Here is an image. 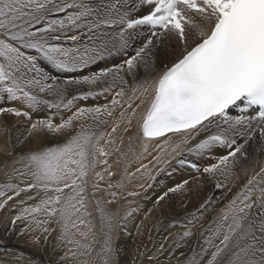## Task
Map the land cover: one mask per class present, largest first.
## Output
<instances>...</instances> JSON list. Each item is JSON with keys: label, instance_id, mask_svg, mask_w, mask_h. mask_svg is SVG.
<instances>
[{"label": "snow or ice", "instance_id": "6c2138e0", "mask_svg": "<svg viewBox=\"0 0 264 264\" xmlns=\"http://www.w3.org/2000/svg\"><path fill=\"white\" fill-rule=\"evenodd\" d=\"M161 49L167 56L162 64ZM114 55L123 56L119 64L99 67ZM52 69L75 75L61 80ZM129 75L135 82L131 95L125 90ZM85 86L89 91H83ZM114 89L111 106H76L73 111L78 100ZM135 100L139 103L133 106ZM13 102L28 110L6 106ZM117 106L124 109L120 119L110 132L100 131ZM61 109L71 115L64 117ZM45 110L51 114L32 119L33 113ZM0 115L29 122L15 144L9 140L0 146V154L12 158L11 170L3 171L0 182V212L19 209L11 216L13 230L23 225L18 235H30L33 243L43 236L47 242L58 230L61 246H71L65 257L91 256L96 234L85 219L90 215L89 175L98 178L93 196L105 176L112 189L122 188L124 178L135 175L125 170L120 181L111 183L114 174L107 157L113 152L127 155L121 152L123 138L114 135L122 131L128 134L129 151L133 140L141 155L149 145L157 149L152 156L153 167L159 166L155 175L147 164L136 169L149 174L153 183L148 188L159 174L170 175L177 166L191 170L189 179L156 196V207L190 184L198 190L214 181L212 187L221 190L234 183L207 229L204 214L213 196L173 221L178 228L175 247L161 244L147 257L149 264H173L176 249L197 230L203 243L184 264H264V0H0ZM0 134H10L2 122ZM41 134L50 138L51 146L23 151L26 142H39ZM17 146L22 150L18 155ZM221 149L226 152L217 155ZM190 157L215 162L201 166ZM101 164L107 166L103 174L95 171ZM238 166L243 183H236ZM7 167L5 160L0 171ZM97 209L101 228L107 229L99 256L102 264H113L110 233L119 220L99 201ZM136 211L132 208L125 218ZM153 211L148 209L145 218Z\"/></svg>", "mask_w": 264, "mask_h": 264}, {"label": "bare ground", "instance_id": "6f19581e", "mask_svg": "<svg viewBox=\"0 0 264 264\" xmlns=\"http://www.w3.org/2000/svg\"><path fill=\"white\" fill-rule=\"evenodd\" d=\"M158 55H159V62L161 64L165 62L167 56L163 49H161ZM122 59L123 56H119V55L111 56L107 58L106 61L101 62L99 64V67L100 68L109 67L113 63L119 64L122 61ZM49 67L50 66L45 65L46 70H49ZM95 68L96 66L94 65L92 66L91 69H89V71L95 70ZM51 74L56 75L61 80H64L66 77L75 75L71 73L68 74L60 73L54 69L51 70ZM84 74L87 75L88 72H85ZM139 74H140V79L142 80L144 77L143 68L139 70ZM108 79L111 80V77H109ZM126 79L128 83L125 86V90L129 93V95H131L130 89L135 86V82L133 80V77L130 75L126 76ZM104 86H105L104 84H101L100 87L103 88ZM92 90L99 91V89L96 88H93ZM83 91H89V88L85 86L83 88ZM115 91H118V89H114L111 92V95L107 93L105 95L91 97L86 101L78 100L76 102V105L73 107V111L75 110L76 106L91 107V106H101L106 103L109 104V106H111L110 99L111 96L115 94ZM70 94H74V93H72L70 90ZM39 95L43 96L44 94H39ZM136 103H139V100L133 101V106H135ZM126 104L127 101H125V107ZM6 106L20 107L21 110H28L18 102H13L11 105H6ZM123 110L124 109H120L119 106H117V111L115 112L114 117L112 118L105 117V119H109V124L106 126L101 125L99 130L105 133L110 132L112 125L120 119V111ZM61 113L63 114L64 117L71 115V112L64 109H61ZM33 114L34 116L32 115V119L35 120L38 116L43 117L51 113L45 110ZM59 119H60V115H57L56 121L58 122ZM0 122H2L10 130L9 135L0 134V146H4L9 140H11L13 144H15L16 138L19 137L27 127H29V122L27 118L15 117L12 115H7V116L0 115ZM79 123H83V122L82 121L77 122V124ZM88 123L91 124L92 122L89 121ZM135 125H136V120L134 119L133 128H135ZM114 135L123 138V145L121 147V152L126 153L127 155L121 156L120 153L113 152L112 155L107 157L108 163L109 165H111L110 170L114 174L113 177L111 178V183L115 185L118 181H120L122 176H124L125 170H127V172L129 173H134L135 175L124 178L123 187L118 190H111L107 188V183L109 182V178L105 176V180L99 181L100 191H96V193L99 192L103 193L102 200L105 203H107V201H112L111 203H107L108 204L107 206H111V205L115 206V210H116L115 217L116 219L119 220V226L114 228L112 235L113 238H111L114 249L113 264H114L115 255L119 256L121 260V264H149V260L147 257L155 254L156 249H158L157 247H154V243L152 244L150 243V238L154 237V233L150 232L151 233L150 237L148 234V231L151 230L153 222L157 223L160 218L163 219V217L168 216L163 221H160L161 222L160 228L162 230L161 232L158 230L160 233L157 235V237L162 239V240L159 239L161 242L158 239L155 240H158L159 248L161 244H163L165 248H169L170 246L174 247L175 235L178 231V228L173 227V221H176L178 218H182L185 215L186 211H192L195 208H197L199 204L202 203L207 196H213L212 205L209 207L208 211L204 214V216L206 217V220L204 221L205 229H207L211 225L212 220L217 217L219 209L223 208L224 205L227 203L225 194L227 193L228 188L234 187V183L228 182L226 187L221 190H216L212 187L214 181L212 182V184L203 185L198 190L195 189L192 184H190L188 186V189H186L183 193L174 194L171 197V199H166L161 206L156 207L154 205V200L156 196L159 193H161L163 190H166L168 186H172L175 183L181 181L182 179H189L191 175V170L188 169L187 167H185L184 169H180L179 166H177V170L175 172H171V169H169V171L171 172L170 175L168 173L159 174L154 182V186L152 188H148V185L150 183H153V181L149 179V174L146 172L143 174L137 173L136 169L139 168L141 164H147L151 169V174L152 175L156 174V168L159 166L157 165L153 167L155 162L152 161V156L156 155L157 152L155 145H149L148 151L141 155L140 154L141 149L139 143L135 140L131 142L132 150L129 151L130 142H129L128 134L123 133L122 131H118V133ZM49 139L50 138H47L44 134H41V139L39 140V142L36 141L26 142L24 144L23 151L37 149L43 145L51 146V144L49 143ZM55 142L56 141H53L52 143ZM161 143L163 142L161 141ZM105 148L107 151H112L110 146H105ZM20 151L22 150L20 149L19 146H17L16 154ZM224 152L226 151L224 149H221L219 150L217 155L222 154ZM5 160L7 161L8 167L0 171V175L3 174V171L10 170L12 167V158L11 157L6 158L4 155L0 154V164H2ZM150 161H152V163H150ZM201 162L214 163L215 159L212 158L210 159V161L202 160ZM16 166L19 167V165ZM245 166L247 165L245 164ZM106 167H107L106 165H102V164L98 165L95 171H99L103 174V170ZM242 173L243 171L238 166L236 183L244 182V177L241 176ZM91 177H93L92 178L93 183L98 181V178L95 177L93 174H91ZM222 179L223 178L221 177V180ZM88 180H89L88 194L89 196H91L94 190L92 188V184L89 178ZM105 182H107L106 185ZM141 185H143V187H141ZM65 191L67 192V190ZM112 192L116 193L115 197H112L111 195ZM130 192H137L139 193V195L130 196L129 195ZM92 201L93 199L86 202V204L89 206L90 205L93 206L95 203ZM223 202L225 204H223ZM132 208H136L137 211L134 212L132 216L125 218V214L129 212ZM150 208L154 209V211L152 212V214L148 215L147 218H145L147 214V210ZM142 209L144 210V214H142L143 213L141 211ZM18 210L19 209L17 208L15 211ZM92 210L93 209H91L90 211ZM15 211L9 212L8 210H5L4 212H0V247H2L0 248V262H3V264H30V260L34 259L35 261L34 260L33 261L37 264H39L42 260L44 261L48 260L54 264H77L74 262L75 257L74 258L70 256L65 257V251L63 252V255L59 256V258L56 255L59 253L58 252L54 253L58 251L57 246H61V245L56 240L55 241L53 240L51 244L50 239L53 238V233L48 237L47 242H45L43 236H41L38 243H33L30 235H25V236L18 235L17 233L19 232L20 227H22L23 225L18 224L15 230H13L11 225V216L15 214ZM93 212H94L93 214H95L96 211L93 210ZM141 221H143V224H141ZM137 225H141L139 231L137 229ZM205 234L207 235V232ZM202 243H203V238L200 236V230H197L196 235L188 238L185 242H181V247H179L175 251V257L178 256L179 253L189 251L191 248H195L197 251H199ZM214 243H218V241H214ZM152 247L154 249H151ZM9 250L11 252H7ZM18 254H21L25 260H21V261L15 260L14 256L16 255L18 256ZM166 259H167V255L164 256V260ZM161 260H163V257Z\"/></svg>", "mask_w": 264, "mask_h": 264}, {"label": "rangeland", "instance_id": "374dc122", "mask_svg": "<svg viewBox=\"0 0 264 264\" xmlns=\"http://www.w3.org/2000/svg\"><path fill=\"white\" fill-rule=\"evenodd\" d=\"M109 95H111V92L110 93H108ZM33 116H34V114H32ZM18 128V127H17ZM43 147H45L44 145L43 146H41L40 148H43ZM38 149V148H37ZM33 150H36V149H33ZM26 151H28V150H26ZM21 152V151H20ZM20 152H18L17 153V155L20 153ZM190 159H197V160H199V158H196V157H190ZM205 161H208V160H205ZM210 161V160H209ZM201 164V166H203L204 164H202V163H200ZM11 170V169H10ZM10 170H7V171H10ZM241 176L242 177H244V174L242 173L241 174ZM4 177H3V174L2 175H0V182L2 181V180H4L3 179ZM92 178L93 177H91V174L89 175V179H90V181H91V184H93V181H92ZM89 181V180H88ZM3 182V181H2ZM106 183L107 182H105V185H106ZM88 187H89V185H88ZM118 189H121V188H116V187H114V188H112L111 190H118ZM91 190H92V188H91ZM88 188H87V200H86V202H88L89 200H92L93 199V201L92 202H94L95 204L93 205V206H89V205H87V212L88 213H90V215H88V216H86L85 217V219L86 220H91V222H92V226H93V231L95 232V242H93L92 243V254H91V256H77V257H75L74 259V262L75 263H77V264H102V261H101V259H100V256H99V254H100V251H101V246H102V244H103V241H104V239H105V232L107 231V229L105 228V229H103L102 230V228H101V219H100V212H99V210L97 209V201H99V206L101 207V208H103L104 209V211H106L108 214H110V215H112L114 218H116L115 217V214H116V210H115V206L114 205H111V206H107L108 204L107 203H105L103 200H102V194L103 193H96L95 192V196H93L92 194H91V196H89V194H88ZM113 197V196H112ZM98 198V199H97ZM28 204H32L33 203V201H28L27 202ZM223 204H225L224 202H223ZM24 206H27V205H24ZM107 206V207H106ZM114 206V207H113ZM91 207V208H90ZM91 209H93L94 211H96L95 212V214H93L94 212H93V210L92 211H90ZM142 212V214H144V210L142 209L141 210ZM97 214V215H96ZM143 216V215H142ZM142 216H141V218H142ZM168 216H165V217H163V219L162 218H160L159 220H158V222L156 223V222H153V224H152V227H151V230H149L148 231V234H149V237H150V235H151V233H154V239L153 238H150V243L152 244V243H154V247H157L158 249H159V242H158V240L159 239H161V238H158L157 237V235L161 232V228H160V221H163L164 219H166ZM170 217V216H169ZM96 220V221H95ZM159 225V226H158ZM155 226H156V228H155ZM81 230H85L86 231V229H84L83 228V226H81ZM113 230H114V228H113ZM113 230L111 231V233H110V237L111 238H113L112 237V235H113ZM160 232H159V231ZM158 231V232H157ZM151 232V233H150ZM169 232V231H168ZM170 233V232H169ZM58 236H59V231L57 230L56 232H54L53 233V238H56V239H50V242H51V244H52V242H53V240L55 241H58L59 243H60V245H61V241L58 239ZM77 239H79V237H77ZM155 239H158V240H155ZM162 240V239H161ZM160 241V240H159ZM112 242V241H111ZM148 242H149V240H148ZM161 242V241H160ZM58 247V251H56V252H54V253H59V254H56L57 256H58V258H59V256H61V255H63V252L65 251V253L68 251V248L69 247H71L70 245H63L62 247L61 246H57ZM175 247V246H174ZM0 248H2V247H0ZM60 248H61V250H60ZM151 249H154L153 247L151 248ZM193 248H191L189 251H187V252H182V254H183V256H181V253H179L178 254V256H176L174 259H173V264H184V260L189 256V253L191 254V250H192ZM157 250V249H156ZM177 250V249H176ZM7 252H11L10 250L9 251H7ZM188 255H187V254ZM186 254V255H185ZM21 254H18V256L16 255V256H14V259L15 260H17V261H21V260H25L24 259V257L22 256ZM17 258V259H16ZM76 258H77V260H76ZM183 258V259H182ZM19 259V260H18ZM161 259H162V257H161ZM34 260V259H33ZM33 260H30V264H37V263H35ZM70 260H71V258H70ZM163 260H164V257H163ZM162 260V261H163ZM181 260H183V261H181ZM32 261V262H31ZM78 261V262H77ZM54 264V263H52L51 261H48V260H46V261H44V260H42L39 264ZM114 264H121V260H120V258H119V256H117V255H115V259H114Z\"/></svg>", "mask_w": 264, "mask_h": 264}]
</instances>
